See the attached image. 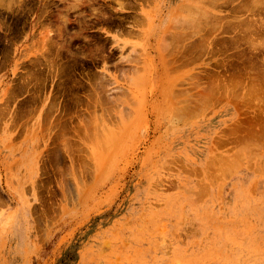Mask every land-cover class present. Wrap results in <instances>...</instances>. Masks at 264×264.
Returning <instances> with one entry per match:
<instances>
[{
	"label": "rangeland",
	"instance_id": "374dc122",
	"mask_svg": "<svg viewBox=\"0 0 264 264\" xmlns=\"http://www.w3.org/2000/svg\"><path fill=\"white\" fill-rule=\"evenodd\" d=\"M0 264H264V0H0Z\"/></svg>",
	"mask_w": 264,
	"mask_h": 264
},
{
	"label": "bare ground",
	"instance_id": "6f19581e",
	"mask_svg": "<svg viewBox=\"0 0 264 264\" xmlns=\"http://www.w3.org/2000/svg\"><path fill=\"white\" fill-rule=\"evenodd\" d=\"M72 7H74L73 5H72ZM68 8V7H67ZM178 8V7H177ZM60 19V18H59ZM68 18L66 17V18H64V24H67V21H69L70 19H68ZM205 19V18H204ZM175 21V20H174ZM226 27V26H225ZM184 31V30H183ZM60 32V31H59ZM182 33H185V32H182ZM61 34V32L59 33V35ZM171 35V34H170ZM177 34L175 33V36H176ZM177 36H179V35H177ZM181 37V36H180ZM202 38V37H201ZM45 57V56H44ZM131 57V56H130ZM50 63V62H49ZM51 64V63H50ZM50 64H48V65H50ZM59 64V63H58ZM51 66V65H50ZM51 68V67H50ZM56 69V68H55ZM50 72V71H49ZM54 72V71H53ZM103 85H105V84H103ZM105 87V86H104ZM126 94V93H125ZM204 98V97H203ZM208 99V98H207ZM66 142V141H65ZM67 145H68V143H67Z\"/></svg>",
	"mask_w": 264,
	"mask_h": 264
}]
</instances>
